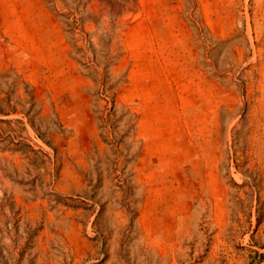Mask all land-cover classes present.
I'll list each match as a JSON object with an SVG mask.
<instances>
[{
    "label": "rangeland",
    "instance_id": "374dc122",
    "mask_svg": "<svg viewBox=\"0 0 264 264\" xmlns=\"http://www.w3.org/2000/svg\"><path fill=\"white\" fill-rule=\"evenodd\" d=\"M0 264H264V0H0Z\"/></svg>",
    "mask_w": 264,
    "mask_h": 264
}]
</instances>
